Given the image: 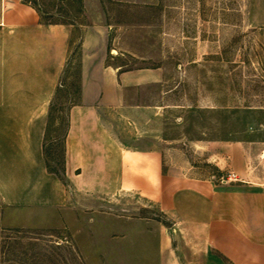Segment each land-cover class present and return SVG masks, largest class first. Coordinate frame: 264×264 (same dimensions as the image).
I'll return each mask as SVG.
<instances>
[{"label":"rangeland","instance_id":"obj_1","mask_svg":"<svg viewBox=\"0 0 264 264\" xmlns=\"http://www.w3.org/2000/svg\"><path fill=\"white\" fill-rule=\"evenodd\" d=\"M22 1L45 22L74 26L45 142L49 170L62 181L79 40L96 23L109 30L106 64L162 72L161 82L126 90L127 105L153 108L120 116L123 140L144 137L129 145L161 151L165 172L264 186V0ZM238 150L239 162L230 157ZM240 165L247 174L236 178ZM164 225L155 206L126 193L72 194L56 210L14 209L0 199V264H160Z\"/></svg>","mask_w":264,"mask_h":264},{"label":"crops","instance_id":"obj_2","mask_svg":"<svg viewBox=\"0 0 264 264\" xmlns=\"http://www.w3.org/2000/svg\"><path fill=\"white\" fill-rule=\"evenodd\" d=\"M73 29L46 23L22 0H0L2 203L56 210L72 194H131L169 222L161 232L160 264H264V186L165 172L161 151L147 142L143 148L130 146L144 137L122 139L120 116L153 108L127 105L126 90L159 83L162 72H120L106 64L109 30L104 24L85 26L80 36L79 92L67 111L64 181L48 170L46 131ZM239 151L230 155L238 162ZM231 172L244 177L247 169L240 165Z\"/></svg>","mask_w":264,"mask_h":264},{"label":"trees","instance_id":"obj_3","mask_svg":"<svg viewBox=\"0 0 264 264\" xmlns=\"http://www.w3.org/2000/svg\"><path fill=\"white\" fill-rule=\"evenodd\" d=\"M31 6H33L38 11V13L40 14V17L42 18V13L40 12V10L37 7H35L34 5H31ZM42 20H43V18H42ZM46 23H55V22H46ZM51 112H52V108L50 110L48 127H49V122H50V119H51ZM48 127H47V130H48ZM67 127H68V121L66 123V131H67ZM46 135H47V131H46ZM65 135H66V133H65ZM64 140H65V137H64ZM45 142H46V139H45ZM44 151H45V145H44ZM46 165H47V168L49 170V164H48L47 160H46ZM50 172H52V173L56 174L57 176H59V174L57 172H55V171H50ZM62 172L64 173V144H63V168H62Z\"/></svg>","mask_w":264,"mask_h":264},{"label":"built area","instance_id":"obj_4","mask_svg":"<svg viewBox=\"0 0 264 264\" xmlns=\"http://www.w3.org/2000/svg\"><path fill=\"white\" fill-rule=\"evenodd\" d=\"M235 177V176H234Z\"/></svg>","mask_w":264,"mask_h":264}]
</instances>
